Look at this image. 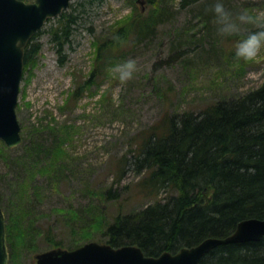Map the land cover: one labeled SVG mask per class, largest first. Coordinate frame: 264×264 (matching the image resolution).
I'll list each match as a JSON object with an SVG mask.
<instances>
[{"label": "rangeland", "instance_id": "1", "mask_svg": "<svg viewBox=\"0 0 264 264\" xmlns=\"http://www.w3.org/2000/svg\"><path fill=\"white\" fill-rule=\"evenodd\" d=\"M161 2L166 11L149 37L103 51L99 77L87 85L82 97L70 100L78 81L87 79L94 68L96 45L116 23L130 15L145 19ZM210 2L70 0L64 12L73 13L76 23L71 24L61 51L58 39H53L64 20L61 14L46 19L40 33L34 34L31 42H38L40 48L23 65L16 106L23 140L5 148L0 139L4 148L0 150L1 207L13 208L14 213L25 210L26 219L35 224V233L18 248L11 264H36V254L52 248L36 230L49 228L51 238L63 241L64 248L74 239L104 243V225L117 205L126 212L147 203L132 189L142 174L133 164L140 133L165 113H196L210 101L234 97L264 81V51L247 61L236 56L239 37L221 39L216 34ZM226 3L233 10L244 6L264 10V0ZM127 58L136 60L137 70L132 79L122 82L110 68ZM56 135L64 138L60 169L41 172L44 156L32 159L26 146L49 145ZM123 156L127 161L116 180V163ZM108 188L117 195L107 196ZM61 209L78 210L79 216L73 219ZM100 214L105 216L104 224L92 225ZM80 226H89L86 233L91 236H80L82 231L74 234L71 227Z\"/></svg>", "mask_w": 264, "mask_h": 264}, {"label": "trees", "instance_id": "2", "mask_svg": "<svg viewBox=\"0 0 264 264\" xmlns=\"http://www.w3.org/2000/svg\"><path fill=\"white\" fill-rule=\"evenodd\" d=\"M165 11L161 2L148 18L130 15L120 20V24L116 23L110 34L96 45L94 68L87 79L78 81L70 92V100L82 97L87 85L99 77L103 51L119 50L125 44L149 37ZM61 17L64 20L53 33V39H58V51L67 40L71 24L76 23L73 13L63 11ZM61 37L64 38L59 40ZM31 39L24 49V65L40 48V44ZM63 139L56 135L49 145L26 146L32 159L44 156L41 172L60 169L58 159L65 152ZM134 157L135 170L142 174L132 185L133 193L147 199V203L126 212L122 211V204L117 205L111 220L104 225V243L112 246L134 244L145 254L157 255L193 245L209 236H228L244 218H263L264 81L234 97L210 101L196 113H165L140 133ZM126 161L125 156L117 161L116 180L122 175ZM106 194L117 195L116 192L112 194L111 188ZM61 210L73 219L79 216L78 210ZM5 211L11 264L18 248L35 233L32 229L35 224L30 217L26 219L29 214L25 210L14 213L13 208H6ZM103 220L105 216L100 214L91 224L100 226ZM82 227L71 229H75L74 234L82 231L80 236L84 238L91 236L86 233L90 227L80 230ZM36 232L47 238L52 247L65 246L63 241L51 238L49 228ZM73 242L68 244L69 248L82 244L75 239ZM199 264H264V237L217 245Z\"/></svg>", "mask_w": 264, "mask_h": 264}, {"label": "water", "instance_id": "3", "mask_svg": "<svg viewBox=\"0 0 264 264\" xmlns=\"http://www.w3.org/2000/svg\"><path fill=\"white\" fill-rule=\"evenodd\" d=\"M70 0H0V139L10 148L22 141L16 116L24 47L48 17L66 9ZM264 236V217L240 220L225 237L209 236L175 252L145 255L134 244L113 247L88 241L73 248H52L36 254V264H198L222 243L256 241ZM5 215L0 207V264H7Z\"/></svg>", "mask_w": 264, "mask_h": 264}, {"label": "clouds", "instance_id": "4", "mask_svg": "<svg viewBox=\"0 0 264 264\" xmlns=\"http://www.w3.org/2000/svg\"><path fill=\"white\" fill-rule=\"evenodd\" d=\"M209 11L215 32L221 39L239 37L235 42V55L243 60L256 58L264 51V10L241 7L233 10L226 0H211ZM137 70L134 58L124 59L111 66V73L120 81L133 78Z\"/></svg>", "mask_w": 264, "mask_h": 264}, {"label": "bare ground", "instance_id": "5", "mask_svg": "<svg viewBox=\"0 0 264 264\" xmlns=\"http://www.w3.org/2000/svg\"><path fill=\"white\" fill-rule=\"evenodd\" d=\"M196 244V243H195ZM194 245V244H193ZM189 246H191V245H189Z\"/></svg>", "mask_w": 264, "mask_h": 264}]
</instances>
